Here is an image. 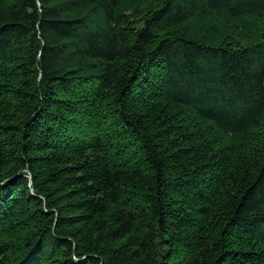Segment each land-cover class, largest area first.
Listing matches in <instances>:
<instances>
[{"label": "trees", "instance_id": "16d2710c", "mask_svg": "<svg viewBox=\"0 0 264 264\" xmlns=\"http://www.w3.org/2000/svg\"><path fill=\"white\" fill-rule=\"evenodd\" d=\"M0 264H264V0H0Z\"/></svg>", "mask_w": 264, "mask_h": 264}]
</instances>
